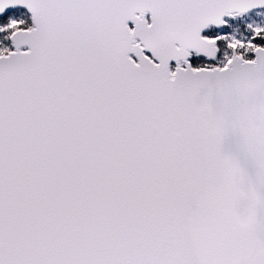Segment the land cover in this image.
I'll list each match as a JSON object with an SVG mask.
<instances>
[{
	"label": "snow or ice",
	"instance_id": "6c2138e0",
	"mask_svg": "<svg viewBox=\"0 0 264 264\" xmlns=\"http://www.w3.org/2000/svg\"><path fill=\"white\" fill-rule=\"evenodd\" d=\"M0 264H264V0H0Z\"/></svg>",
	"mask_w": 264,
	"mask_h": 264
}]
</instances>
